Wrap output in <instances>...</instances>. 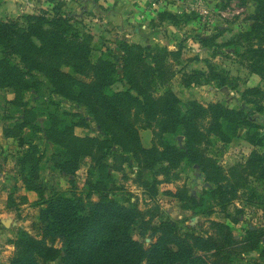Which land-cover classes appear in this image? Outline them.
Returning a JSON list of instances; mask_svg holds the SVG:
<instances>
[{
  "label": "trees",
  "instance_id": "16d2710c",
  "mask_svg": "<svg viewBox=\"0 0 264 264\" xmlns=\"http://www.w3.org/2000/svg\"><path fill=\"white\" fill-rule=\"evenodd\" d=\"M252 2L253 13L248 17L250 29L237 40L251 47L256 43L257 48L250 49L256 63L253 67L264 79V0ZM52 13V16L46 12L27 15L16 21L0 19V89H14L20 100L23 93L38 91L37 75H40L57 100L77 106V114L54 112L50 115L43 132L47 145L54 150L49 161L55 170L73 177L81 161L89 158L100 179L88 181L86 199L91 200L96 195L98 201L88 208L76 192L49 188L42 181L41 165L45 155L32 142L28 146L21 136L25 127L33 124V112H26L31 123L26 117L23 124L5 131V136L16 139L20 148L28 146L17 164L24 190L37 195L38 201L33 206L38 209V216L35 236L20 231L12 241L15 251L10 264H233L232 251L240 250L243 254L260 251L264 228L249 231L244 240L237 241L231 228L212 222L215 236L187 234L182 237L172 223L154 226L149 210L144 215L137 207H126L114 201L105 184L112 180L110 159L134 160L141 174L162 163L168 171L184 161L207 171L208 161L197 151L199 146L212 136L230 143L238 129L256 130L259 120L221 104L208 108L197 102L182 105L171 91L154 98L150 94L152 86L174 77L173 64L168 59H179L180 52L120 42L121 59L111 56L110 60L93 63L91 37L78 33L60 7L54 8ZM158 17L161 22L177 23V16L170 13H160ZM14 58L18 59L17 63H13ZM118 63L122 64V79L129 89L114 92ZM201 79L218 87H225L228 81L209 66L207 73L195 72L185 86L201 84ZM16 105L22 104L16 100ZM55 106L57 112L58 105ZM90 124L98 128L99 137L75 134L76 128H89ZM140 130L152 131L151 149L143 147ZM178 132L184 135L186 144L175 148L165 139L166 135ZM247 141L255 146L264 145V139L258 135L248 137ZM256 165L250 164V174L254 175L262 165L264 180V157ZM211 168L208 181L213 182L215 168L212 165ZM152 187L154 199L156 184ZM260 207L264 215V204ZM147 216L151 218L146 220ZM137 229L143 238L151 232L150 237H154L155 242L145 246L134 239ZM260 255V259H264V250ZM254 264L264 263L259 260Z\"/></svg>",
  "mask_w": 264,
  "mask_h": 264
},
{
  "label": "rangeland",
  "instance_id": "374dc122",
  "mask_svg": "<svg viewBox=\"0 0 264 264\" xmlns=\"http://www.w3.org/2000/svg\"><path fill=\"white\" fill-rule=\"evenodd\" d=\"M90 2L0 0V19L16 21L43 12L52 16L54 8L60 7L62 14L72 20L78 33L91 37L93 63L100 59L110 60L111 56L121 59L123 55L118 50L120 42L154 50L161 48L180 52L179 59H168L173 64L174 77L168 82L157 81L152 86L150 94L154 98H161L171 91L182 105L197 102L208 108L221 104L259 120L256 130L250 127L238 129L230 143H223L212 136L199 146L197 151L203 160L208 161L207 171L197 170L193 164L184 161L168 170V175L166 164L163 163L141 174L134 160L122 162L120 159H110L108 165L111 167L112 180L105 182L108 190L110 188V198L123 206L137 207L144 215L149 210L154 217V226L162 222L172 223L182 237L187 234L215 236L212 222L231 228L237 241L244 240L249 231L262 230L264 215L260 206L264 204L263 167L260 165L251 175L250 164L261 162L264 145H252L247 138L258 135L264 139V79L253 67L256 63L250 49H256V43L251 47L237 40L239 35L250 29L248 17L253 13L252 0H146V6L151 9L145 13L146 16L136 9L131 13L132 16L118 18L112 16L115 10L105 7L99 9ZM164 12L177 16V23L169 20L161 22L158 15ZM13 61L17 63L18 59L14 58ZM209 66L217 74L228 78L225 87L207 83L204 79H201V84L185 86V82L195 72L207 73ZM117 70L118 77L113 91H126L129 87L122 79L121 63L117 64ZM37 78L40 82L38 91H27L20 100L16 98L14 89H0V264H10L15 251L12 241L17 239L20 231L36 235L34 224L37 222L38 209L33 204L38 198L35 193L24 190L17 164L28 149L29 142L37 145L40 153L45 155L41 165V179L49 188L76 192L88 208L98 201L96 195L91 200L86 199L88 181L100 179L89 158L81 161L80 169L73 177L55 170L49 161L54 150L47 145L43 132L48 127L50 115L54 112L58 115H74L79 110L73 103L57 100L46 79L40 75ZM255 90L258 92L255 93ZM16 100L22 105L17 106ZM55 104L58 105L57 112ZM29 111L33 112L32 127H25L21 134L28 146L20 148L16 139L5 136V131L23 124L28 118L26 112ZM27 121L31 123L29 118ZM75 134L79 137L100 136L94 124H90L89 128H76ZM140 138L144 148L153 147L154 136L151 130H140ZM165 140L175 148L186 144L180 132L166 135ZM211 165L215 168L213 182L208 181ZM154 184L157 195L153 199L151 191ZM191 198L194 201H190ZM151 216H147L146 220ZM7 221H10V228L3 224ZM140 232L136 230L134 239L143 242L145 246L155 242V238L150 237L151 232L146 238L140 236ZM263 250L264 242L260 251L251 254L232 251V263L254 264L259 260L264 263V259H260Z\"/></svg>",
  "mask_w": 264,
  "mask_h": 264
},
{
  "label": "crops",
  "instance_id": "0c3cea01",
  "mask_svg": "<svg viewBox=\"0 0 264 264\" xmlns=\"http://www.w3.org/2000/svg\"><path fill=\"white\" fill-rule=\"evenodd\" d=\"M90 3L99 9L105 7L106 9H111V11L115 10L116 12H112V16L115 18L132 16L131 13L136 11V9H139L141 14L143 13L142 15L146 16L145 13L151 10L146 6V0H91ZM154 7L157 8L158 6L155 5Z\"/></svg>",
  "mask_w": 264,
  "mask_h": 264
},
{
  "label": "water",
  "instance_id": "95a60500",
  "mask_svg": "<svg viewBox=\"0 0 264 264\" xmlns=\"http://www.w3.org/2000/svg\"><path fill=\"white\" fill-rule=\"evenodd\" d=\"M181 140H182V138H180L179 141L181 142ZM180 144H181V143H180ZM195 168H196L197 170H199V168H198L197 166H196ZM3 224L5 225L6 228H10V227H11V225H10V221L3 222Z\"/></svg>",
  "mask_w": 264,
  "mask_h": 264
}]
</instances>
